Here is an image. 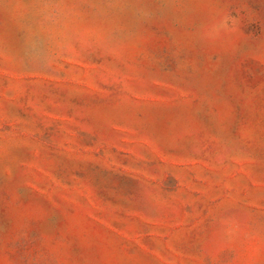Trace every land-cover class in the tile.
Returning a JSON list of instances; mask_svg holds the SVG:
<instances>
[{
    "label": "rangeland",
    "instance_id": "obj_1",
    "mask_svg": "<svg viewBox=\"0 0 264 264\" xmlns=\"http://www.w3.org/2000/svg\"><path fill=\"white\" fill-rule=\"evenodd\" d=\"M0 264H264V0H0Z\"/></svg>",
    "mask_w": 264,
    "mask_h": 264
},
{
    "label": "clouds",
    "instance_id": "obj_2",
    "mask_svg": "<svg viewBox=\"0 0 264 264\" xmlns=\"http://www.w3.org/2000/svg\"><path fill=\"white\" fill-rule=\"evenodd\" d=\"M213 38H215V37H213Z\"/></svg>",
    "mask_w": 264,
    "mask_h": 264
}]
</instances>
